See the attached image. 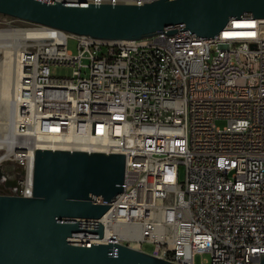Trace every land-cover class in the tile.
Instances as JSON below:
<instances>
[{"label":"built area","instance_id":"obj_1","mask_svg":"<svg viewBox=\"0 0 264 264\" xmlns=\"http://www.w3.org/2000/svg\"><path fill=\"white\" fill-rule=\"evenodd\" d=\"M31 25L0 194L32 196L37 149L122 153V192L99 218L107 242L177 264L202 252V264L255 263L264 254V19L232 18L218 38L184 29L120 41ZM51 66L71 74L53 76Z\"/></svg>","mask_w":264,"mask_h":264},{"label":"water","instance_id":"obj_2","mask_svg":"<svg viewBox=\"0 0 264 264\" xmlns=\"http://www.w3.org/2000/svg\"><path fill=\"white\" fill-rule=\"evenodd\" d=\"M0 14L101 41L184 29L218 38L232 18L263 20L264 0H0ZM124 169L122 153L37 149L32 196L0 194V264H177L102 237L99 218L122 192ZM252 264H264V254Z\"/></svg>","mask_w":264,"mask_h":264},{"label":"bare ground","instance_id":"obj_3","mask_svg":"<svg viewBox=\"0 0 264 264\" xmlns=\"http://www.w3.org/2000/svg\"><path fill=\"white\" fill-rule=\"evenodd\" d=\"M36 30L30 29H15L9 32H4L0 30V53H4L5 61L2 63L4 71H6L5 81L2 85V94H0V102L4 101V98L10 95V110H8L7 121L5 126L0 123V130H6L5 134H0V149L5 148L7 155L11 148V138H12V125H11V114H12V100H13V86L18 79L17 71V56L21 52L23 44H20L21 40L28 39L36 35ZM2 62V61H1ZM1 64V63H0ZM2 69V68H1ZM3 73V74H5ZM7 99V98H5ZM8 103V101L5 100ZM4 132V131H3ZM2 156H0V161Z\"/></svg>","mask_w":264,"mask_h":264},{"label":"rangeland","instance_id":"obj_4","mask_svg":"<svg viewBox=\"0 0 264 264\" xmlns=\"http://www.w3.org/2000/svg\"><path fill=\"white\" fill-rule=\"evenodd\" d=\"M10 18H6L4 16H1L0 15V30L1 31H6V32H9L11 30H15V29H27V28H32V25L31 23H28V22H24V21H21V20H17L15 18H13L14 20L12 21H9ZM25 40H21L20 41V44H23ZM67 48L69 51H71L73 54H76L77 53V39L74 38V37H71L68 39L67 41ZM5 56H4V53H0V91L2 90V85L5 81V75H6V71H4V68L5 66H2V63L5 61ZM2 61V62H1ZM87 60H83V64H87ZM2 68V69H1ZM5 73V74H3ZM51 74L53 76H56V77H68L70 76L71 74V68L69 67H65V66H51ZM82 76H85L84 74V70L82 71ZM2 92V91H1ZM0 92V94H2ZM7 98V99H5ZM4 98V101L0 102V123H3V126H5V122L7 121V115H8V108H10L11 106V103H10V95L7 97ZM8 101L7 102H5ZM9 116V115H8ZM226 124V121L225 120H218L217 121V125L220 126V127H223L224 125ZM4 131V132H3ZM6 130H0V134H5ZM5 148H2L0 149V154L5 151L4 150ZM5 168L7 169H11V165L10 164H6L5 165ZM178 178H179V181L180 182H183L184 181V166L183 165H180L179 166V174H178ZM142 249L144 251H151L153 249L152 245L150 244H146L144 243L142 245ZM210 261V255L209 253L207 252H202V253H197L194 255V258H193V262L194 264H202V263H209Z\"/></svg>","mask_w":264,"mask_h":264}]
</instances>
